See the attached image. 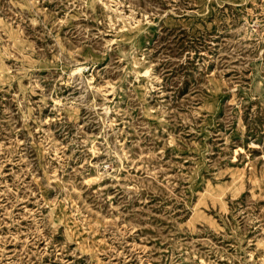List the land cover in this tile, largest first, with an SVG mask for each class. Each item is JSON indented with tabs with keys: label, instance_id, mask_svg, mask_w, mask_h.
<instances>
[{
	"label": "rangeland",
	"instance_id": "obj_1",
	"mask_svg": "<svg viewBox=\"0 0 264 264\" xmlns=\"http://www.w3.org/2000/svg\"><path fill=\"white\" fill-rule=\"evenodd\" d=\"M0 264H264V0H0Z\"/></svg>",
	"mask_w": 264,
	"mask_h": 264
}]
</instances>
